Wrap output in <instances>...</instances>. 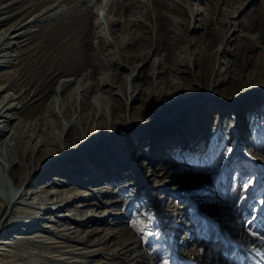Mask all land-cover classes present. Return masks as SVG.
Returning a JSON list of instances; mask_svg holds the SVG:
<instances>
[{
  "label": "rangeland",
  "instance_id": "1",
  "mask_svg": "<svg viewBox=\"0 0 264 264\" xmlns=\"http://www.w3.org/2000/svg\"><path fill=\"white\" fill-rule=\"evenodd\" d=\"M4 36L0 86H7L5 96L20 95L5 112L7 129L10 119L30 121L53 99L62 103L56 88L65 78L105 70L102 49L125 46L128 59L119 81L87 98L99 110L87 108L95 121L77 135L106 124L102 138L90 141V147L103 141L97 151H85L87 142L76 147L72 138V157H43L22 183L30 192L31 174L51 164L33 189L50 183L40 190L46 198L55 189L87 192L78 195L93 203L85 209L98 218L110 214L86 223L75 214L81 200L65 211L69 198L55 197L49 207L63 210H51L55 222L44 223L51 227L32 230L40 238L1 244L0 264H264V0H0ZM140 52L148 53V64ZM110 87H124L129 99L123 111L101 120L96 97ZM188 102L195 105L174 110ZM134 124L135 132H123ZM109 129L117 134L106 135ZM90 166L99 170L71 175ZM3 167L1 179L13 191L16 181ZM62 171L67 184L53 177ZM18 203L2 209L0 239Z\"/></svg>",
  "mask_w": 264,
  "mask_h": 264
},
{
  "label": "bare ground",
  "instance_id": "2",
  "mask_svg": "<svg viewBox=\"0 0 264 264\" xmlns=\"http://www.w3.org/2000/svg\"><path fill=\"white\" fill-rule=\"evenodd\" d=\"M15 28L16 27L14 26V29ZM14 37L17 38L18 35H14ZM4 41L5 36L3 37V39L0 37V46ZM102 50H104V65L106 66L105 70L100 71L96 69L90 73L85 74L81 78H76L75 80L65 78L58 84V87L56 88V92L62 98V103L58 98L53 99L52 101L47 103L41 115L30 117V121L22 119L18 123H15L14 118L10 119L11 125L9 129L2 126L5 121H7V123L9 122V119H7L8 117L5 116V112L14 107V102L17 101L20 95L15 94L14 96H5L4 93L7 91V86H0V170L5 165L3 169L7 168L8 173L13 177L17 184L16 189H14L13 191H9L6 189L0 176V213L7 204H15V202L20 200V203H18L20 207H18V209H15L11 213L10 223L3 235L5 236V238L0 239V245L7 244L9 246H13L18 242V239H34L37 237L40 238L42 235L35 234L36 232L33 231L42 227L47 220L55 222V219L52 216H49L50 213L52 214L51 210H54L55 212H57L58 210H63L61 209V205L49 207L52 205V203H55V197H62L65 200L69 198L66 202V206L64 207L65 211L69 210L71 206L73 207V203L81 200V204L76 205L77 208L75 214H84V217H87V219L85 220L86 223H100L102 221H105L104 219H102V217L104 218V213H107L108 215L110 214V212L104 211L102 216L98 218V215H95L94 212L90 210V208L85 209L86 206H92L93 203L87 198L78 195H85L87 194V192H61L60 189H55L51 190L48 195L49 197L46 198L42 196L43 191L40 190L49 186L50 183L42 186L39 190L33 189V186L36 184L37 180L44 178L51 172V170L47 171V169L51 167V164L49 165V167L46 166L42 173H36L34 176L31 174L29 183L27 185L30 186V192H25L24 190L28 189L25 188L23 190L22 188V183L27 179L28 174L32 170L37 171L39 169L41 165L40 160L43 159V157L49 155H57L58 153L62 152H64V155L72 157L70 152L73 149L74 144L67 145V141H70L72 138L77 139L75 140L76 147L77 145L79 146L80 144L87 142V146L83 147L84 149L88 147L85 151L93 150L96 152L98 149L97 146H100L103 143V141H100L94 147H90L92 143L90 141L93 140L95 136L102 138V135L108 128V126L106 124H102V122L97 124V132L94 133V131L91 129L86 130L88 135L87 137H85V135L78 136L77 132L87 123H92L93 121H95V117H90L86 113L87 108L92 109L94 111L93 114H95V111L99 110L94 103L89 104L87 102V98L89 97V95L91 93L100 92L102 89H104L105 86H109L114 83L115 80L119 81L117 75H119L118 73L123 70L121 63H124L125 60L128 59V57L126 56L125 46H117V51L115 52H113L111 49ZM155 50V47H151L149 51H152V53H154ZM138 58L144 60V63L146 64H148L151 60L147 52H140ZM163 63V58H159V60L155 62L157 66V76L163 73ZM156 72L154 71V75H156ZM69 90L71 91L69 94H67ZM130 94L131 100L133 101L134 98L132 92ZM117 95H121L122 98H118ZM128 99L129 91L125 90L124 87H121L118 92H115L112 87L104 90L96 97V101L102 105L98 118H100L101 120L105 118H112L117 112L120 113L124 109H122V101H127ZM57 103L59 104V111H56L54 109ZM194 105L195 104L192 105L191 102L181 103L178 104L174 108V110L182 113L187 111ZM18 113L20 112L18 111ZM159 114L161 116L160 121H168L164 124H169V114L166 115L161 111L159 112ZM60 118H63L65 121H67V126L62 127ZM140 124H134L137 125V127H134L132 129L130 126H127L126 128H124L123 132H135ZM143 124L147 123H142V125ZM115 128H117V125ZM64 129L66 130V135L63 137L62 134ZM115 134L117 133L112 131L111 129H109L106 133V135ZM120 160L122 161L124 160V158H120ZM131 166L132 163L128 162L122 166V170L128 169V167ZM91 170L92 168L90 166L88 169L86 168V171L90 172H86L83 169H80L76 172V174L71 175L80 176L77 173L82 172V176L80 177H87L85 173L94 175V170L99 169L97 168V166H95L93 170ZM61 174L64 175V177H62ZM67 175H69L68 172L62 171L61 173H56V175L53 177H55L56 180H61L64 184H67V181L69 180L67 179ZM100 179L101 177L97 178V180ZM87 180L89 179H83V181ZM32 181L35 182L34 185ZM72 194L76 195L77 198L73 199ZM23 195L31 202H26L27 200L23 198ZM24 199L25 202H22L21 200ZM37 205H40V207H38ZM45 208H49V210H46ZM67 218L68 217L64 218L63 220H66ZM49 226L50 225H44V227L46 228H48ZM11 230H15V232L9 234ZM16 230L20 231V234L21 232L25 234L16 235Z\"/></svg>",
  "mask_w": 264,
  "mask_h": 264
},
{
  "label": "snow or ice",
  "instance_id": "3",
  "mask_svg": "<svg viewBox=\"0 0 264 264\" xmlns=\"http://www.w3.org/2000/svg\"><path fill=\"white\" fill-rule=\"evenodd\" d=\"M243 188L245 189V190H247L248 188H249V182H245L244 184H243ZM254 219V218H253ZM251 223H252V220H245L244 221V224L245 225H251ZM253 236H258L259 234L258 233H256V232H253V233H251Z\"/></svg>",
  "mask_w": 264,
  "mask_h": 264
},
{
  "label": "trees",
  "instance_id": "4",
  "mask_svg": "<svg viewBox=\"0 0 264 264\" xmlns=\"http://www.w3.org/2000/svg\"><path fill=\"white\" fill-rule=\"evenodd\" d=\"M211 229H213V227ZM215 233H216V230H211V232L209 234H212V236H213V235H215ZM231 249H232V245H230V247H229V250H231Z\"/></svg>",
  "mask_w": 264,
  "mask_h": 264
}]
</instances>
